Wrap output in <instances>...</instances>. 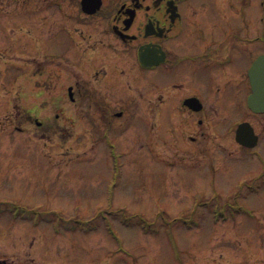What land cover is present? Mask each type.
<instances>
[{
    "label": "rangeland",
    "instance_id": "rangeland-1",
    "mask_svg": "<svg viewBox=\"0 0 264 264\" xmlns=\"http://www.w3.org/2000/svg\"><path fill=\"white\" fill-rule=\"evenodd\" d=\"M20 35L17 31L6 35L0 31V95H7L0 97V168L5 166L11 170L9 176H0V200L36 211L40 209V216L45 218L51 213L58 216L55 222L46 221L40 228L12 218V231L8 230L0 240L6 241L8 256L15 264L28 261L33 264H217L215 259L219 257L225 263L238 259L243 253V248H238L245 245L242 236L247 237L239 231L249 234V238L259 239L264 220V189L247 197L250 205L247 208L254 210L258 217L245 219L240 226L231 225L237 232L229 230L228 224H222V229L218 230L210 220L199 225L200 218L189 219V225L171 218L168 224L162 225V232L154 235L144 234L143 229L133 224H124L135 215L155 217L164 208L170 209L171 217L180 216L184 210L183 217H191V210L187 208L199 198L201 201L211 198L216 206L224 207L235 199L232 184L246 175L252 177L260 170V163L239 157L240 153L236 152L233 156L239 158L227 160L219 172L206 171L200 167L194 148L164 141L168 137L164 128H157L153 133L152 123L145 118L136 121L128 138L122 129L116 128L112 136L119 146L118 157L112 156L101 139H96V134L82 118L71 127L77 135L68 125L61 132H54L52 129L58 122L53 99L61 89L46 90L42 79L36 78L31 82L21 80L20 86L14 84L16 77L23 75L26 62L30 64L29 71L32 64L42 62V59L24 56L23 45L14 41ZM4 37L7 42L3 41ZM30 54L36 53L31 50ZM19 92L28 93V110L10 107L7 99L16 104L22 101ZM243 98L230 101L237 103ZM220 108L218 114L210 113V124H216L220 131L214 128L209 131L231 138L222 132L234 128L251 113L238 106ZM40 109L44 110L43 114ZM72 114H77L76 109ZM39 115L40 119L45 118V127L33 126L34 131L30 132L21 128L25 120L32 122ZM251 118L258 122L259 131L264 135V119ZM60 123L66 125L69 120L61 119ZM214 151L221 152L219 148ZM258 151L264 156L262 149ZM250 156L258 159L254 154ZM112 198L115 205H111ZM121 205L128 208L122 216L124 223L113 216L108 217L104 225L101 222L105 220H99L101 227L89 224L96 216L99 219L102 211L111 216ZM87 223L91 225L89 233L78 226ZM151 223L147 219L146 226L150 227ZM225 235L236 239L237 248L223 247L214 252L216 247L230 242ZM32 238L37 241L35 248L29 247Z\"/></svg>",
    "mask_w": 264,
    "mask_h": 264
},
{
    "label": "flooded vegetation",
    "instance_id": "flooded-vegetation-1",
    "mask_svg": "<svg viewBox=\"0 0 264 264\" xmlns=\"http://www.w3.org/2000/svg\"><path fill=\"white\" fill-rule=\"evenodd\" d=\"M0 31L20 32L14 41L23 45L24 56L43 60L30 71L25 63V80L31 72L45 82H63L54 102L56 128L62 116L76 126V109L102 143L115 137L116 128L128 138L145 118L153 133L164 128L168 143L194 148L200 159L206 116L222 106L246 109L254 63L264 62V0H0ZM228 154L222 162L233 152ZM12 218L11 201H0L1 238L12 231ZM43 222L23 224L39 228ZM229 240L215 252L237 248L236 239ZM244 244L238 259L215 261L264 264V237ZM0 264H15L2 239Z\"/></svg>",
    "mask_w": 264,
    "mask_h": 264
},
{
    "label": "water",
    "instance_id": "water-1",
    "mask_svg": "<svg viewBox=\"0 0 264 264\" xmlns=\"http://www.w3.org/2000/svg\"><path fill=\"white\" fill-rule=\"evenodd\" d=\"M257 69L259 68L260 62H256ZM264 83H262L261 78L254 80V95L250 99V105L255 112H264ZM252 129H249L246 124L240 126L237 139L242 144H248L249 135Z\"/></svg>",
    "mask_w": 264,
    "mask_h": 264
}]
</instances>
